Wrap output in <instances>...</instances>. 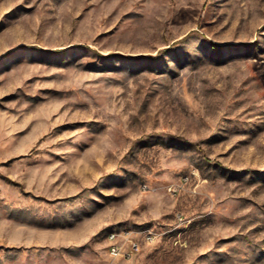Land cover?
<instances>
[{
    "label": "rangeland",
    "instance_id": "374dc122",
    "mask_svg": "<svg viewBox=\"0 0 264 264\" xmlns=\"http://www.w3.org/2000/svg\"><path fill=\"white\" fill-rule=\"evenodd\" d=\"M0 264H264V0H0Z\"/></svg>",
    "mask_w": 264,
    "mask_h": 264
},
{
    "label": "built area",
    "instance_id": "2783aa9c",
    "mask_svg": "<svg viewBox=\"0 0 264 264\" xmlns=\"http://www.w3.org/2000/svg\"><path fill=\"white\" fill-rule=\"evenodd\" d=\"M121 233L125 234L127 233V231L121 230L115 227L107 230V233H106L107 239L111 241L108 245V252L112 256H117L120 254V251H122L121 245H119L115 239L118 235H121ZM133 248H134V244H131L128 246L127 249H129L130 251H133Z\"/></svg>",
    "mask_w": 264,
    "mask_h": 264
}]
</instances>
